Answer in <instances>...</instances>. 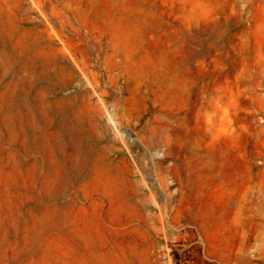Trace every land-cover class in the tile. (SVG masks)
<instances>
[{"label": "rangeland", "instance_id": "rangeland-1", "mask_svg": "<svg viewBox=\"0 0 264 264\" xmlns=\"http://www.w3.org/2000/svg\"><path fill=\"white\" fill-rule=\"evenodd\" d=\"M0 264H264V0H0Z\"/></svg>", "mask_w": 264, "mask_h": 264}]
</instances>
